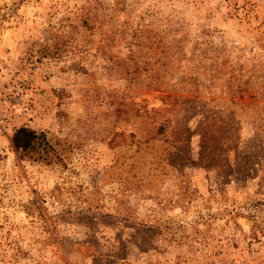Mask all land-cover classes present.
<instances>
[{
  "label": "rangeland",
  "instance_id": "1",
  "mask_svg": "<svg viewBox=\"0 0 264 264\" xmlns=\"http://www.w3.org/2000/svg\"><path fill=\"white\" fill-rule=\"evenodd\" d=\"M0 128V264H264V0H0Z\"/></svg>",
  "mask_w": 264,
  "mask_h": 264
},
{
  "label": "trees",
  "instance_id": "2",
  "mask_svg": "<svg viewBox=\"0 0 264 264\" xmlns=\"http://www.w3.org/2000/svg\"><path fill=\"white\" fill-rule=\"evenodd\" d=\"M12 143L14 148L27 152L31 149L38 152L39 156L47 157L48 140L43 132H36L35 130L21 126L15 129L12 135Z\"/></svg>",
  "mask_w": 264,
  "mask_h": 264
},
{
  "label": "built area",
  "instance_id": "3",
  "mask_svg": "<svg viewBox=\"0 0 264 264\" xmlns=\"http://www.w3.org/2000/svg\"><path fill=\"white\" fill-rule=\"evenodd\" d=\"M0 131H1V128H0Z\"/></svg>",
  "mask_w": 264,
  "mask_h": 264
}]
</instances>
